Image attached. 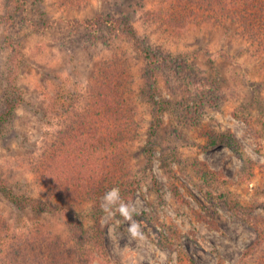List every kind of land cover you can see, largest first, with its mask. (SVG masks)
<instances>
[{
  "label": "rangeland",
  "instance_id": "rangeland-1",
  "mask_svg": "<svg viewBox=\"0 0 264 264\" xmlns=\"http://www.w3.org/2000/svg\"><path fill=\"white\" fill-rule=\"evenodd\" d=\"M161 1L28 0L16 13L0 0V115L12 94L7 38L23 51L14 85L24 99L0 125V174L16 192L74 209L88 236L103 227L108 255L80 246L61 211L21 210L0 193V264L20 246L45 264H59V248L71 249L69 264L84 251L88 264H245L264 224V18L245 26L250 10L203 13L195 0L175 24ZM109 67L131 87L138 126L123 158L139 187L130 202L119 188L104 193L101 206L114 208L98 219L92 202L74 206L43 183L38 159L51 143L62 151Z\"/></svg>",
  "mask_w": 264,
  "mask_h": 264
},
{
  "label": "trees",
  "instance_id": "trees-1",
  "mask_svg": "<svg viewBox=\"0 0 264 264\" xmlns=\"http://www.w3.org/2000/svg\"><path fill=\"white\" fill-rule=\"evenodd\" d=\"M130 1V0H128ZM195 0H162L161 5L165 8L159 12H165L169 18L175 17L176 23H179L187 12L194 8L193 2ZM28 0H11L12 10L18 13L21 12L27 5ZM163 3V4H162ZM199 7H204L203 13H215L232 9L250 10L255 14L250 15L243 22L245 26L253 21L257 24L258 21L264 18V0H199ZM229 8V9H228ZM200 9V8H199ZM199 9H197L199 11ZM187 10V11H186ZM196 10V11H197ZM262 17H258L260 13ZM161 17V14H158ZM13 19V18H12ZM101 19L97 17V20ZM167 18H162L165 21ZM102 21V20H98ZM261 23V22H260ZM128 36L133 41L135 40V29L132 26L129 28ZM6 43L9 48H12V57L8 69L9 89L2 113L0 115V125L2 123L11 122L16 115L19 106L24 102L21 95H17L18 87L14 82L17 79L19 67L23 62V51L20 46L7 38ZM149 56L147 51H144ZM115 68L109 67L107 72L100 73L98 78H95L89 89V108L85 113H78L79 122L77 127L72 128L71 132L65 135L62 151L58 152L56 145L51 143L47 152L38 159L40 167V177L51 185L61 187L62 195H67L70 198V203L74 206L90 203L93 205V213L101 219L114 207L105 208L101 206L99 197L112 188H119L123 197L129 202L133 198L135 192L138 190L139 182H136L130 176L129 171L124 164V151L129 142V134L135 125V120L130 116L131 108L128 99L131 95V87H126V78L121 83V78L117 76ZM16 94V95H15ZM114 103V106H113ZM117 103V104H116ZM158 119L162 113V106L157 103ZM118 109H116V107ZM118 110V111H117ZM63 162V165H62ZM62 165V166H61ZM65 179L63 184L58 181ZM0 193L5 196L13 205L19 209H31L39 214H59L61 211L67 219L71 228L72 235L75 241L80 246L90 245L88 248L91 252L95 251L101 257H107V248L105 244V236L103 227L97 226L96 231L92 235H87L86 230L75 215V210H67L65 208L59 209V206L49 204L46 200L30 195L16 192L15 187L10 180L6 179L0 174ZM61 196V195H60ZM73 201V202H72ZM75 201V202H74ZM259 237L255 243L245 251L243 263L248 264V261L255 258V261L264 264V224L258 227ZM43 245H51L45 240ZM38 246V245H37ZM39 249V246H38ZM57 254V262L59 264H69L68 252L60 249ZM24 247H18L12 252L13 264H45L44 257L37 260H30L27 252L24 254ZM44 251V250H43ZM46 252V250H45ZM72 252H76L75 249ZM78 256L80 263L88 264L86 254ZM19 259V260H16ZM251 258V259H250ZM74 261V260H73Z\"/></svg>",
  "mask_w": 264,
  "mask_h": 264
}]
</instances>
